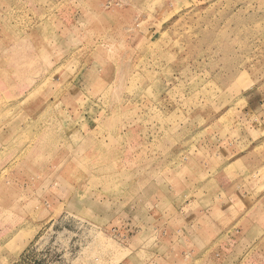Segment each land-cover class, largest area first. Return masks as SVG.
<instances>
[{
	"label": "rangeland",
	"instance_id": "374dc122",
	"mask_svg": "<svg viewBox=\"0 0 264 264\" xmlns=\"http://www.w3.org/2000/svg\"><path fill=\"white\" fill-rule=\"evenodd\" d=\"M0 264H264V0H0Z\"/></svg>",
	"mask_w": 264,
	"mask_h": 264
}]
</instances>
